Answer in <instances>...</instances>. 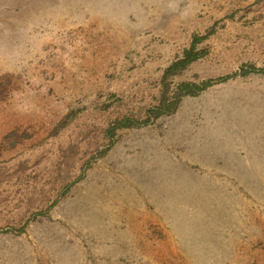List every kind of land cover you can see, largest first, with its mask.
Segmentation results:
<instances>
[{
	"label": "rangeland",
	"instance_id": "obj_1",
	"mask_svg": "<svg viewBox=\"0 0 264 264\" xmlns=\"http://www.w3.org/2000/svg\"><path fill=\"white\" fill-rule=\"evenodd\" d=\"M246 66L264 68V0H0V264H264V71Z\"/></svg>",
	"mask_w": 264,
	"mask_h": 264
},
{
	"label": "trees",
	"instance_id": "obj_2",
	"mask_svg": "<svg viewBox=\"0 0 264 264\" xmlns=\"http://www.w3.org/2000/svg\"><path fill=\"white\" fill-rule=\"evenodd\" d=\"M212 32H210L207 35L204 36H195L194 41L192 42L191 46L187 48L183 55L179 58H177L165 71L164 74V80L167 81L170 77L175 76L182 71L186 70L192 63L195 61L199 60L202 55H203V50L199 49L200 43L208 37V35ZM252 70H257V71H264V68H257V67H249L246 66L242 70V74L246 75ZM239 74V73H237ZM237 74H229L226 76H221L218 78H212L208 80H204L202 83H193V82H184L179 85L178 91L173 94V96L169 97V91H166L164 98L162 99V102L159 106L156 108H152L149 111V116L148 118L144 121V123H151L154 119L159 118L165 113H173L174 111L177 110L182 97L186 95H198L210 87L214 86L216 83L221 82V81H226L233 77L234 75ZM117 125V126H116ZM133 126L134 124H130L129 120H118L117 124L113 125L110 128V133L113 134L118 128L121 127H128V126Z\"/></svg>",
	"mask_w": 264,
	"mask_h": 264
}]
</instances>
